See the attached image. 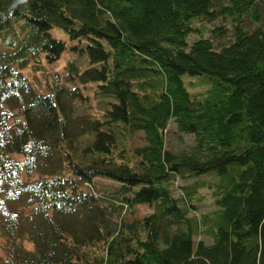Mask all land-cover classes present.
Segmentation results:
<instances>
[{"label":"trees","instance_id":"obj_1","mask_svg":"<svg viewBox=\"0 0 264 264\" xmlns=\"http://www.w3.org/2000/svg\"><path fill=\"white\" fill-rule=\"evenodd\" d=\"M0 264H264V0H0Z\"/></svg>","mask_w":264,"mask_h":264},{"label":"rangeland","instance_id":"obj_2","mask_svg":"<svg viewBox=\"0 0 264 264\" xmlns=\"http://www.w3.org/2000/svg\"><path fill=\"white\" fill-rule=\"evenodd\" d=\"M198 25V24H197ZM202 25H206L205 31H207L208 26L210 28L213 27V25L207 24H199L198 27L201 28ZM208 28V30L210 29ZM204 30V29H203ZM52 35L56 38L63 39L64 41L67 40L66 36L63 32H61L58 29H54L51 31ZM195 37V36H194ZM67 53L65 52L63 54V59L66 58ZM185 85L191 94L193 98H202L209 90V84L206 82L205 77L201 76H194L189 77L186 76L185 78ZM166 140H167V149L173 151V152H185L188 151L190 146L193 145V137L189 135H184L178 132L177 127L175 126V123L171 122L166 131ZM145 144L144 137L142 133H136L132 138V147H140ZM196 182H204V183H215V178L210 176H205L202 179H189V180H180L177 179L175 182L174 192L176 196L181 194V191L179 188L186 187L187 185L196 183ZM199 195L203 198H205L204 202L198 207L197 214H205L214 209L213 206V200L211 198V193L208 190H200ZM152 212V210L144 205L136 206L133 211H128L123 214L124 219L126 221H133V220H142L144 217L149 215ZM203 240L206 243L211 242V238L206 235H200L195 237V242Z\"/></svg>","mask_w":264,"mask_h":264}]
</instances>
